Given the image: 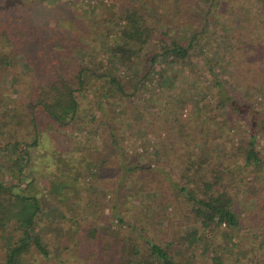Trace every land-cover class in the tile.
<instances>
[{"label":"trees","instance_id":"obj_1","mask_svg":"<svg viewBox=\"0 0 264 264\" xmlns=\"http://www.w3.org/2000/svg\"><path fill=\"white\" fill-rule=\"evenodd\" d=\"M30 1L56 0H19L15 5L10 0H0V264H35L38 256L48 259L54 253L45 241L42 227L48 217L43 215L38 197L24 187L23 169L30 162L29 150L38 147L41 131L52 127L55 134L75 123L79 111L76 94L88 89L92 91V108L105 138L96 149V158H82L79 164L88 165L82 171L62 159L54 175L62 179L74 175L84 181L90 177L96 183L101 179L108 187L124 183L128 178L121 169L128 158L124 156L118 130L129 115L135 114L138 135L163 145L166 153L159 155L158 151L156 163H149L147 170L139 164L134 169L125 166L124 173L136 176L130 182L132 189L149 195L154 190L171 191L167 185L170 183L185 198L189 223L196 226L190 225L184 234L172 232L174 239L163 246L148 240L140 245L129 237L127 244L128 238L118 239L111 231L98 239V229L92 228L88 232L86 261L102 260L99 257V251H104L102 243L115 258H125L127 264H177L175 247L185 243L189 248L202 243L204 256L209 246L199 235L197 225H200L205 231L219 229L224 234L234 231L231 236L225 234L228 240L247 237L253 243L251 257L246 258L245 252L233 258L232 263H226L215 251L211 257L213 264H264V154L257 144L258 137L264 136V106L246 101L244 95L251 91L256 98L264 92V0H125L120 10H110V17L99 21L117 27L114 42L102 44L107 59L101 65H96L89 54L94 47L80 39L87 41L91 34H96V25L77 34L76 29L72 33L53 19L33 23L24 11ZM198 4L207 7L203 16H199L202 24L199 28L192 19L184 22L188 8ZM212 5L224 16L223 25L228 27L232 23L236 30L229 40L230 54L222 56L228 66V72L224 73L236 79V88L226 85L223 74L215 72V59L206 57L205 72L213 82L207 86L211 92L177 87L156 105L152 82L148 80L151 74L150 64L146 63L148 47L156 38L162 45L148 57L151 63L158 57L168 64L186 60L201 40L208 37L205 15ZM169 23L174 26L173 34L165 27ZM185 25L187 41H183ZM75 52H81L83 57H73ZM18 67L26 68L22 77L29 104L24 109L8 98L2 83L3 72ZM91 83L98 86L91 88ZM194 94L200 96L195 107L201 115L198 103L208 99L228 125L227 133L232 139L223 149L213 152L207 141L202 144L201 125L183 116L182 107ZM144 95L154 108L145 109L137 103ZM199 113L197 116L201 118ZM25 138L31 142L24 143ZM163 162L179 175L181 185L173 184L176 182L163 174ZM152 165L158 170L149 169ZM107 167L109 172L105 176ZM3 169L13 177L9 184L1 181ZM54 185L51 184L49 194L57 193L58 189L62 202L68 199L66 195L72 188L71 195L93 196L89 203L101 204L98 193L87 189L86 184L81 188L79 184ZM107 206L98 205L99 211ZM116 218L124 223L118 215Z\"/></svg>","mask_w":264,"mask_h":264},{"label":"rangeland","instance_id":"obj_2","mask_svg":"<svg viewBox=\"0 0 264 264\" xmlns=\"http://www.w3.org/2000/svg\"><path fill=\"white\" fill-rule=\"evenodd\" d=\"M18 2L19 0H10L9 3L15 5ZM125 4V0H56L49 3L30 1L26 3L27 7L24 11L28 13L33 23L53 19L58 26L72 31V33L76 29L77 34L96 25V34H91L87 41L80 39L83 43H89L91 47H94V50L91 49L89 54L92 55V61H96V65H101L102 61L107 59V56L102 53V50H105L102 44L110 45L114 42V33L117 32V27L102 25L99 21L103 17H110V10H120ZM188 9L185 15L187 19L184 22H191L192 19L194 20L193 23H196L195 27H202L199 16H203L207 7L198 4L190 6ZM205 16L208 21L206 28L208 37L201 40L200 46L186 60L176 64H168L162 57H158L154 63H151L148 57L154 51H159L162 45L156 38L148 47L146 63L150 64L151 67L148 80L149 83L152 82L156 105L169 92L173 93L177 87L185 86L187 90L195 87L199 92L209 93L210 88L207 86H209L212 78L210 74L207 75L205 72L204 61L207 59L206 57L215 59L213 62L215 72L223 74L221 76L225 79L226 85L236 88L234 86L236 79L224 73L225 71L228 72V66L222 60L224 53L229 55L231 52L229 40L235 36L236 30H234L232 23L228 27L223 25L224 16L218 14L214 5L209 8ZM177 23L179 24L180 21ZM165 27L170 34L174 33L172 24H166ZM187 27L186 25L183 27L185 32ZM184 35L183 41H187L189 34L186 32ZM73 57L81 58L83 56L81 52H75ZM25 71L26 68L18 67L6 70L2 74V83L8 98L15 100L19 108L22 109L27 108L29 104L28 91H24L25 84L22 77ZM91 84V88L98 86L97 83ZM148 94L146 91V96ZM244 95L247 97L246 101H253L258 106H264V92L257 95L256 98L251 91L244 92ZM146 96L141 97L137 103L143 105L145 109L154 108V104L149 103V98ZM76 97L79 102V111L74 119L75 123H71L64 129H58L55 134L51 132L52 127L41 131L38 147L29 150L30 162L23 169L24 187L32 190L38 197L41 211L44 216L48 217V221H44L42 227L45 232V241L48 247L54 251L48 259L38 256L35 264H127L125 258L119 256L115 258L113 253L107 250L104 243L101 245L104 251L101 249V252L99 251V257L102 260L100 262L86 261L85 250L88 243L90 244L88 232L92 228H96L98 229V239L109 231V233L116 234L118 239L129 237L140 245L148 240L163 246L174 239L173 236L171 237L172 232L176 231L175 234L178 233V235L180 232L184 234V231L191 225L188 220L185 198L177 194V188H172L170 183L167 185L170 186L171 191L154 190L149 195L132 189L133 183L130 182L136 176L130 177V172L124 173L126 167L134 169L139 164L145 166L147 170L149 163H156L158 151L159 155L166 153L163 145H156L153 139L149 140L138 135L135 130L138 117L135 114L129 115L126 124L118 130L119 142H121L122 150L125 152L124 156L128 158L125 160L126 167H121L122 175L125 174L128 178L124 183L116 182L108 187L102 184L101 179H99V183H96L95 179L90 177L89 180L84 181L83 178H74V175L64 176L65 179L54 175V172H57V169L61 167L62 159L69 162L70 166L76 168L77 171H82L84 165H87V162L86 164H79L82 158H87V156L96 158V149L105 138L97 124L98 115L92 108V91L88 89L84 93L76 94ZM199 99L198 94L189 97V100L182 107L183 116L189 117L190 120L197 121L201 125L200 141L202 144L207 141L213 147V152L223 149L232 139L227 133L228 125L222 121V117L208 99L198 103V107H201L202 111L200 112L203 113L201 115L195 107ZM198 113L201 118L197 116ZM30 142V138L24 139V143ZM257 144L264 154L263 135L258 137ZM91 161L92 159H90L89 165H91ZM163 164L165 167L164 170L161 169L163 174L168 175L172 181L176 182L173 184L181 185L179 175L172 171L168 164L164 162ZM155 166L152 165L149 169L155 170ZM109 168H113V166H109ZM109 168H106L103 175L108 176ZM2 171L1 181L5 184L12 182L13 177L7 170L3 169ZM156 172L158 173V171ZM31 178L33 180H30ZM77 181L82 183H72ZM52 183L55 184L54 186L79 184L80 188L86 184L87 189H92L98 193L101 201V204L98 205L108 206L100 212L98 205L89 203L93 196L84 198L71 195L72 188L70 193L66 195L68 199L62 202L58 189H56L57 193L49 194ZM111 208L113 211L110 210ZM116 215L122 218L124 223L121 224ZM193 226L196 225H191V227ZM197 227L200 230L199 235L203 237L202 240L209 246L206 254L201 255L202 243H196L190 248L187 243L183 246L178 244L175 247L177 264H213L211 257L215 251L222 255L223 262L227 261L226 263H232L233 258L240 257L245 252L246 258L252 256L253 243L251 238L243 237L240 240L236 238L228 240L225 234L231 236L234 231H227L224 234V231L219 229L205 231L200 229V225ZM242 235L243 233L240 234V237ZM129 238L128 241H125L127 244L130 243ZM246 258L241 257L240 259L245 261Z\"/></svg>","mask_w":264,"mask_h":264}]
</instances>
